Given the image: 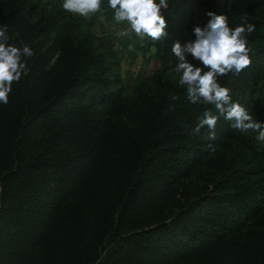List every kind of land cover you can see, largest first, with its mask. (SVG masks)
I'll return each mask as SVG.
<instances>
[{
  "label": "trees",
  "instance_id": "16d2710c",
  "mask_svg": "<svg viewBox=\"0 0 264 264\" xmlns=\"http://www.w3.org/2000/svg\"><path fill=\"white\" fill-rule=\"evenodd\" d=\"M209 12L233 29L245 16L255 25L251 64L218 83L264 123V0H173L163 39L125 36L133 59L154 48L163 70L131 103L94 40L72 32L69 12L0 0L9 43L33 51L23 58L28 75L0 103V264H264V144L214 106L193 105L172 71L171 46L194 40ZM206 109L219 116L214 141L207 127L193 132ZM207 157L216 163L212 187L177 198Z\"/></svg>",
  "mask_w": 264,
  "mask_h": 264
},
{
  "label": "clouds",
  "instance_id": "9594fccd",
  "mask_svg": "<svg viewBox=\"0 0 264 264\" xmlns=\"http://www.w3.org/2000/svg\"><path fill=\"white\" fill-rule=\"evenodd\" d=\"M108 6L114 10L117 23L127 22L132 32L138 37H150L153 42L163 39L167 33V24L162 9L168 8V0H108ZM62 8L73 14L88 18L90 14L101 11V0H63ZM207 25L202 29L194 27V40L183 46L174 42L171 52L176 58L172 70L179 77V84L186 89L187 100L193 105L208 104L214 106L230 126L240 132L249 130L257 133L256 139L264 144V123L257 122L249 110L238 102H232L230 89L221 86L218 79L228 74L239 75L250 64L251 60L247 35L255 31V25L247 23V16L242 18L240 26L230 28L226 15L209 12ZM34 18L32 22H36ZM117 36L129 35L128 30H121ZM131 51V45L129 46ZM32 49L21 42V47L9 43L8 26L0 25V103H9L13 82H19L27 76L29 68L23 58L31 57ZM191 56L197 64L189 61ZM169 99H179L169 95ZM173 109V105H169ZM219 116L211 109H206L199 119L194 134L204 127L209 129L208 139L216 140L215 128ZM208 147L214 150V146Z\"/></svg>",
  "mask_w": 264,
  "mask_h": 264
},
{
  "label": "rangeland",
  "instance_id": "374dc122",
  "mask_svg": "<svg viewBox=\"0 0 264 264\" xmlns=\"http://www.w3.org/2000/svg\"><path fill=\"white\" fill-rule=\"evenodd\" d=\"M31 2L37 5L39 14L45 15L56 8L62 7L63 0H31ZM172 3L173 0H168V8ZM167 9H162V13L166 12ZM70 14L66 21L71 24L72 32L78 37L88 36L92 38L99 51L108 57L113 71L117 74L119 87H122L124 91L123 98L125 101L129 103L136 101L145 88L154 87L155 79L163 71L160 61L154 56V48H151L145 57L141 54L134 59L131 57L129 43L126 42L125 37L117 36L116 33L121 30H128L129 34L133 36V43L141 42L145 37H138L132 32L127 22L117 23L114 20V10L108 6V0H105V6H101L100 12L90 14L88 18L81 17L78 14ZM56 33L57 31H53L51 36ZM45 41L47 42V40ZM171 78L177 77L173 74ZM215 170L216 163L209 161L208 157L194 165L180 182L176 197L191 196L198 189L205 186L212 187V180L217 178L214 174ZM94 175L95 173H92L87 180H90ZM87 180L86 183L90 182ZM171 200L169 199L167 204H170ZM84 201L91 208L90 198H85ZM68 207L69 205L65 206V210L56 215L52 229L53 237L58 233H62L66 222L64 214Z\"/></svg>",
  "mask_w": 264,
  "mask_h": 264
}]
</instances>
